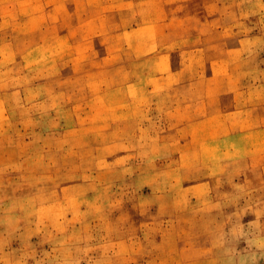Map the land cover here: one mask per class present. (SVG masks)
Here are the masks:
<instances>
[{"label": "rangeland", "instance_id": "374dc122", "mask_svg": "<svg viewBox=\"0 0 264 264\" xmlns=\"http://www.w3.org/2000/svg\"><path fill=\"white\" fill-rule=\"evenodd\" d=\"M0 264H264V0H0Z\"/></svg>", "mask_w": 264, "mask_h": 264}]
</instances>
